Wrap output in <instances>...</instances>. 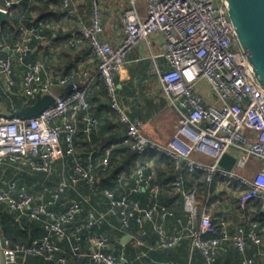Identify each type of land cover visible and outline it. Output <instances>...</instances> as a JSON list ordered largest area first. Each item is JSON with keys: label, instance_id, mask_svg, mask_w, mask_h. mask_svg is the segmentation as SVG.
Returning a JSON list of instances; mask_svg holds the SVG:
<instances>
[{"label": "built area", "instance_id": "2783aa9c", "mask_svg": "<svg viewBox=\"0 0 264 264\" xmlns=\"http://www.w3.org/2000/svg\"><path fill=\"white\" fill-rule=\"evenodd\" d=\"M131 3L133 8L122 14L126 37L119 46L114 47L104 39L103 0H91V24H83L79 31L88 39L99 60L95 70L83 73L84 83L93 79L94 71L103 78L112 108L119 111L129 124L122 142L140 154L156 151L171 157L177 171L174 188L179 193L186 195L187 173L202 174L210 185L218 181L241 184L246 188L243 202L249 204L259 199L264 208V92L257 84L238 42L226 0H147L146 15L137 8L139 0H131ZM63 5L69 17L77 14L74 0H63ZM12 8L13 2L8 1L0 10L8 13ZM45 27L46 23L40 21L29 30L23 43L12 47L9 55L3 54L7 45L0 44V76L9 86L13 85V64L18 60L26 66L24 94L34 101L40 95L49 94L55 98L54 105L35 117L26 119L0 114V204L21 215L41 220L47 231L46 236L35 239L30 245L12 244L5 240L0 245L4 264L18 263L24 255L54 257L58 250L55 238L80 243L82 232L102 227L108 215L120 217L126 228L135 220L141 229L145 227L146 220L154 221L156 215L163 220L173 215L167 206L158 203L161 186L153 184L152 175H147L142 167L135 173V191L149 193L154 201L149 207H143L129 195L117 196L107 189L109 212L91 211L85 222L77 223L75 218L82 209V201H74L66 211L56 214L25 189H19L16 181L4 179L1 172L3 164L10 163L22 171L50 172L66 153L74 155V122L78 112L90 106L84 84L74 80L73 75L59 80L62 86L71 85L69 96L55 94V84L51 81L40 83L42 62L28 61V57L34 40L49 44L43 34ZM156 33L164 36L163 56L169 63V69L161 75L162 87L170 106L181 115L175 135L166 144L146 136L144 123L132 121L123 112L116 80L131 51L140 43L148 42ZM80 38L75 35L71 45L79 46ZM63 136L67 142L65 151ZM96 152H104L101 165L106 169L111 149L100 147ZM227 154L236 159L231 170L220 165V160ZM254 161L259 163V169L256 177L250 178L244 172ZM93 170V164L88 169L78 165L72 183L82 180L95 183ZM67 188L69 185L63 184L48 191L57 201ZM195 218L192 214L185 233L177 236L169 235L163 224L155 223L161 235L160 246L174 247L187 238L193 248L203 251L209 263L214 264L225 243L233 242L243 253L249 240L261 243L264 239V226L259 227L258 224L250 231L239 229L232 235L225 230L218 235L215 222L207 211L202 213L200 222ZM92 243L88 256L96 264H123L118 257L106 251L108 238L96 236ZM75 252L78 256L85 255L79 245ZM244 264H255V260L246 259Z\"/></svg>", "mask_w": 264, "mask_h": 264}, {"label": "crops", "instance_id": "0c3cea01", "mask_svg": "<svg viewBox=\"0 0 264 264\" xmlns=\"http://www.w3.org/2000/svg\"><path fill=\"white\" fill-rule=\"evenodd\" d=\"M8 1L13 2V8L7 13L10 20L0 22V44L7 45L3 54L9 55L16 43H23L30 29L44 21L47 27L43 34L49 44L34 40L28 61L41 60L40 83L53 82V91L57 95L71 94V85L62 86L59 80L73 75L74 80L84 84L90 106L80 110L74 122V155L66 153L50 172L22 171L10 163L3 164L1 172L4 179L9 182L16 181L19 189H25L56 214L66 211L74 201H82V209L75 218L77 223L85 222L91 211L105 214L109 212L110 201L105 195L107 189L117 196L129 195L143 207H149L154 202L149 193L135 191V173L142 167L147 175H152L153 184L161 186L158 203L166 205L173 213L166 220L159 215H156L154 221L146 220L143 229L134 220L126 228L120 217L108 215L102 227L84 230L80 243L76 240L55 238L54 243L58 250L54 257L24 255L17 264H96L88 254L92 251V239L98 235L107 236L109 242L106 251L118 257L123 264H210L204 252L193 248L187 238L174 247H161V235L156 230L155 223L163 224L171 236L182 235L192 214L195 215L196 222H200L202 213L207 211L215 222L218 235L225 230L232 235L239 229L250 231L255 224L264 226V209L260 210L262 202L255 199L249 204L244 203L246 188L241 184L218 181L210 185L202 174L187 173L184 195L174 188L177 171L171 157L156 151L140 154L122 142L129 124L119 111L112 108L103 78L94 71L93 79L84 83L83 73L95 70L99 62L90 42L79 32L83 24H91V0L82 3L74 0L77 9L74 17H69L65 12L63 0H29L26 7L18 9L23 17L15 27L9 23L14 13L12 11L15 5H23L25 0H2L0 7ZM137 6L141 14L148 13L147 0H139ZM132 8L131 0H103L104 39L114 47L119 46L126 37L122 14ZM75 35L81 37L77 47L70 43ZM164 51V36L161 33L152 35L148 42L140 43L131 51L127 63L116 76L123 112L132 121H142L145 135L162 144L173 138L181 118L179 111L170 106L162 87L161 75L169 69V63L163 56ZM13 70L11 86L0 76V114L12 117L35 103L23 91L25 64L15 60ZM62 142L65 151L67 142L64 136ZM100 147L111 149L110 164L106 169L101 165V155L104 152H96ZM132 151L138 154L134 161L128 160ZM91 164L94 166L95 183L87 180L72 183L77 166L88 169ZM258 169L259 163L254 161L244 173L255 178ZM63 184H68L69 188L56 201L48 189ZM219 185L223 188L217 190ZM219 191L227 197L221 206L215 204ZM4 212L11 216V224L18 231L24 232L27 239L21 238V242L25 245L47 235L41 220L12 212L6 205L0 204L1 242L6 239L2 232L1 219ZM77 245L85 255L76 254ZM246 259H254L255 264H264V239L261 243L249 240L243 253L238 251L233 242H227L219 250L214 264H244Z\"/></svg>", "mask_w": 264, "mask_h": 264}, {"label": "water", "instance_id": "95a60500", "mask_svg": "<svg viewBox=\"0 0 264 264\" xmlns=\"http://www.w3.org/2000/svg\"><path fill=\"white\" fill-rule=\"evenodd\" d=\"M226 3L238 42L248 59L257 84L264 92V0H226ZM9 20L8 14L0 10V22ZM54 104L55 98L52 95H40L34 104L25 107L15 116L26 119L35 117ZM235 162L236 159L227 154L220 160V165L231 170ZM4 241L5 239L0 241V245H3Z\"/></svg>", "mask_w": 264, "mask_h": 264}, {"label": "trees", "instance_id": "16d2710c", "mask_svg": "<svg viewBox=\"0 0 264 264\" xmlns=\"http://www.w3.org/2000/svg\"><path fill=\"white\" fill-rule=\"evenodd\" d=\"M2 2V0H0V3ZM29 3V0H25V3H23V5H15L14 7V13H12L11 16V21L9 23H11L14 27L18 25V20L21 19L23 17V13L19 12V8H23L26 7ZM25 4V5H24ZM14 14V15H13ZM41 20V19H40ZM3 29H5L3 27ZM133 152V151H132ZM137 153L133 152L129 154V158L128 160L130 161H134V159L137 157L136 155ZM170 163V162H169ZM110 164V162H109ZM5 205V204H4ZM163 205V204H160ZM166 206V205H165ZM7 207V206H6ZM9 209V208H8ZM264 209L263 208V204L260 207V210ZM10 210V209H9ZM11 211V210H10ZM13 212V211H12ZM18 213V212H17ZM20 214V213H19ZM1 219H2V232L4 237L6 238L5 240L10 241L12 244H20V245H25L23 242H21V238L23 240V238L26 240L27 237H25V234H23L22 232L18 231L17 227L11 224V216L9 214H7L6 212L1 214ZM25 219V218H24ZM264 221V220H263ZM133 222H136L135 220ZM260 223V222H259ZM260 226H263L261 224H259ZM86 230V229H85ZM101 237H106L107 236H103V235H98ZM109 242V241H108Z\"/></svg>", "mask_w": 264, "mask_h": 264}, {"label": "rangeland", "instance_id": "374dc122", "mask_svg": "<svg viewBox=\"0 0 264 264\" xmlns=\"http://www.w3.org/2000/svg\"><path fill=\"white\" fill-rule=\"evenodd\" d=\"M81 1V3L84 1V2H86L87 0H80ZM90 1V0H89ZM80 17V16H79ZM78 20H79V18H78ZM222 187V185H219L216 189L218 190L219 188H221ZM223 188V187H222ZM217 195H219V198L217 199L218 201L217 202H215V204H217V206H221V205H223L222 203H224L223 202V200L225 199V198H227L226 197V195H223L222 194V192H217ZM220 203V204H219ZM4 255H3V252H2V250H1V246H0V264H4ZM17 264V263H16Z\"/></svg>", "mask_w": 264, "mask_h": 264}]
</instances>
